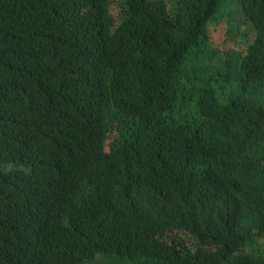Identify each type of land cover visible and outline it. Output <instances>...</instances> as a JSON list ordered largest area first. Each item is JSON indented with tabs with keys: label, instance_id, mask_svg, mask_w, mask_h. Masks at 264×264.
<instances>
[{
	"label": "trees",
	"instance_id": "trees-1",
	"mask_svg": "<svg viewBox=\"0 0 264 264\" xmlns=\"http://www.w3.org/2000/svg\"><path fill=\"white\" fill-rule=\"evenodd\" d=\"M110 5L0 0V264H264V0Z\"/></svg>",
	"mask_w": 264,
	"mask_h": 264
},
{
	"label": "rangeland",
	"instance_id": "rangeland-1",
	"mask_svg": "<svg viewBox=\"0 0 264 264\" xmlns=\"http://www.w3.org/2000/svg\"><path fill=\"white\" fill-rule=\"evenodd\" d=\"M118 1L119 0H110L111 9L115 8V5H116V3H118ZM240 17H242L241 14L239 16H237V19H239ZM218 25H219V23L211 24L209 26V30L210 31H214L215 30L213 32V38L212 39H213L214 43L216 44V48L219 49L220 54L223 57L224 64H226L228 62V60L231 58V56L235 52H237V53L239 52L241 56H244L246 51H247V46H248L249 42L252 41V40H248L247 41V40H241L240 38H238V40L235 41L234 44L229 43L227 41H224V37H226V33L224 34L225 29H224V27H221L222 25L219 26V27H218ZM246 27H247V23H244V24H242L241 29L245 31ZM246 35H247L246 38H248V39L251 38V34L249 32H247ZM233 56H235V55H233ZM232 62L235 63L236 61L232 60ZM114 135H115V133L110 134L108 136L106 144L110 143L113 140Z\"/></svg>",
	"mask_w": 264,
	"mask_h": 264
}]
</instances>
